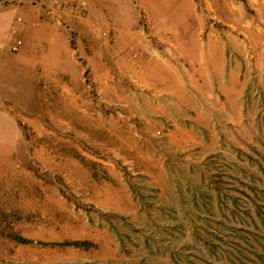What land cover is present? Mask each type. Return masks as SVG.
Instances as JSON below:
<instances>
[{"label":"rangeland","instance_id":"obj_1","mask_svg":"<svg viewBox=\"0 0 264 264\" xmlns=\"http://www.w3.org/2000/svg\"><path fill=\"white\" fill-rule=\"evenodd\" d=\"M139 1L0 87V264H264V0Z\"/></svg>","mask_w":264,"mask_h":264},{"label":"crops","instance_id":"obj_2","mask_svg":"<svg viewBox=\"0 0 264 264\" xmlns=\"http://www.w3.org/2000/svg\"><path fill=\"white\" fill-rule=\"evenodd\" d=\"M6 1L0 0V87L7 86V82H13L16 75L30 76L34 71H40L42 68L47 71V68L53 70L63 58L69 59L72 56L69 50L73 51V48L82 59L90 58L82 51L81 46L83 37L91 32L93 20L87 18V21H83L79 16L85 14L83 3L86 4L91 0H80L83 3L74 7L62 5L63 3L61 4L60 1L63 0L55 2V7L47 6L49 5L47 4L48 0H24L23 5H16L17 1L13 3ZM94 2L100 3V12L101 9H104V13L113 15L116 10L114 6L119 0H94ZM103 2L107 6H104ZM139 2L142 22L148 27H161V12H167L168 7L180 6L182 3L189 4V0H183V2L180 0H140ZM187 5L186 8H188ZM221 9L228 20L231 21V18L241 20V10H233L229 0H221ZM109 14L104 15L107 17L106 19H109V25L114 20V24L116 23L117 26L118 22L115 17L112 18ZM93 16L96 17L95 14ZM16 18H19L20 21L16 22ZM133 19H124L120 25L126 28L133 27L137 25ZM197 22L196 25L200 28L201 23L199 20ZM132 36H135L134 42L139 49L144 50L141 52L144 54L146 50L144 40L139 37L138 33H133ZM16 38L21 40V45L17 53L11 54L10 46ZM229 38L231 36L228 34L222 35V40H229ZM88 39V42L95 43L97 46L91 37ZM197 40L199 41L198 37ZM207 41V47L214 43H220L213 36L208 37ZM96 46L92 48L94 51L90 54L93 58L100 59L104 52L101 46L99 48ZM148 51H151L150 48ZM210 55L209 53L208 57ZM8 90L10 91V89L6 90L7 93H9Z\"/></svg>","mask_w":264,"mask_h":264},{"label":"built area","instance_id":"obj_3","mask_svg":"<svg viewBox=\"0 0 264 264\" xmlns=\"http://www.w3.org/2000/svg\"><path fill=\"white\" fill-rule=\"evenodd\" d=\"M14 1L16 2L18 0H7L6 2L13 3ZM15 21L19 22L20 19L16 18ZM12 31H13V29H12ZM20 45H21V40L16 38L14 40L13 44L10 46V52H13V53L17 52L19 50V48H20Z\"/></svg>","mask_w":264,"mask_h":264}]
</instances>
